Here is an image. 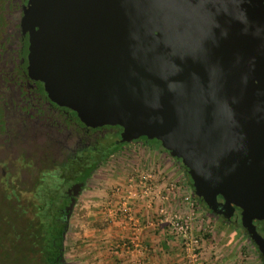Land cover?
<instances>
[{"label":"water","instance_id":"water-1","mask_svg":"<svg viewBox=\"0 0 264 264\" xmlns=\"http://www.w3.org/2000/svg\"><path fill=\"white\" fill-rule=\"evenodd\" d=\"M22 25L53 100L160 140L264 254V0H29Z\"/></svg>","mask_w":264,"mask_h":264},{"label":"flooded vegetation","instance_id":"flooded-vegetation-1","mask_svg":"<svg viewBox=\"0 0 264 264\" xmlns=\"http://www.w3.org/2000/svg\"><path fill=\"white\" fill-rule=\"evenodd\" d=\"M28 1L0 0V193L26 195L23 203L31 211L39 191L58 180L67 209L98 166L125 147L146 142L164 149L146 136L120 140L118 125H86L76 111L51 98L25 65L22 22ZM211 213L228 219L219 210Z\"/></svg>","mask_w":264,"mask_h":264},{"label":"rangeland","instance_id":"rangeland-1","mask_svg":"<svg viewBox=\"0 0 264 264\" xmlns=\"http://www.w3.org/2000/svg\"><path fill=\"white\" fill-rule=\"evenodd\" d=\"M168 157L169 161L166 160ZM171 162H173V165L179 167L178 169L183 171L187 175V169L184 168L181 161L175 159L170 153L166 152L165 150L156 152V149L149 147L146 142H137V144H132L131 146L125 147L124 152L120 151L104 163H101L86 184L85 190L81 193V195H79L77 203L75 204L70 215V219L68 221V229L65 236V245L67 247L65 257L67 259V264L89 263L87 258H85L88 257V255H84V259H82L80 251L77 248V245L80 243V238H78V235H80L81 232H86L87 229L91 227L92 223H95V221H91V219H95V217L91 214L90 211L93 210L94 204L96 205L106 197L103 196V194L108 195L106 199L107 204L106 202H104V204L101 203L100 205V208L104 207L102 209V211H104V217L101 218L102 223L100 224H103L105 226L108 224H114V221L111 220L107 214V208L109 207L108 201L112 198L111 196L113 189H115L117 185L125 183L124 178L126 175L127 177L131 176L137 171L152 172L159 177H164L165 180L173 178L175 179L176 183H181L182 180H179L180 177L174 175V172L172 171L174 170V167L171 166ZM158 163L161 166L158 167ZM173 179L168 181H173ZM51 181L52 180H50L49 182ZM185 191L186 190L184 188H181L183 197L187 195ZM21 196L22 200L26 198V195ZM188 196H190L191 199L193 198L194 200L195 230L203 231L201 234L203 237V241L207 238L218 236L219 234H221V232H223V229L220 227H222L224 223H222L223 220L214 216L210 211H207L203 207L202 203L198 202V200L194 196V189L193 191L189 190ZM34 201L39 202L37 198H35ZM26 209H28V207H26ZM28 214L30 213L28 212ZM230 227L231 225L227 224L226 228L230 229ZM235 230L236 232L233 230V233L235 234L234 237H232V246L236 244V257H239L235 262H231L232 260L228 261L231 262L229 264H264L262 252L259 250L257 244L254 241H251L249 236L246 235L243 227H237ZM75 241H77V244L75 243ZM213 241H215V239H213Z\"/></svg>","mask_w":264,"mask_h":264},{"label":"crops","instance_id":"crops-1","mask_svg":"<svg viewBox=\"0 0 264 264\" xmlns=\"http://www.w3.org/2000/svg\"><path fill=\"white\" fill-rule=\"evenodd\" d=\"M156 152H159V150H156ZM166 160L169 161V157ZM170 164L174 167V170H172L174 175H177V177H180L179 180H182L181 183H177V188L174 191L175 194L169 203L172 210H177L181 206H184V197L181 188H184L186 190L185 193L188 195L189 190L193 191V186L188 175L179 170V167L173 165V162ZM157 166L159 167L161 165L158 163ZM128 178L129 176L127 177L126 175L124 182H126ZM172 179L170 178L168 180ZM173 181H175V179H173ZM103 196L106 197L96 205L94 204L93 210L90 211L95 217V219H91V221H95V223H92L91 227L87 229L86 232H81V234L78 235L80 243L77 245V248L80 251L82 259H84V255H88V257H85L89 261L87 264H134L137 259L141 260V258L143 259V264H186L181 241L171 233L168 223L163 219L161 220L158 215H155L156 210L146 207L144 202L140 203L138 206V208L142 209V214L146 216V224L141 230V238L145 243L151 246V251L146 254L138 251L134 254L124 249L122 242L123 240L125 241L126 238H129L131 227L121 224H108L105 226L100 224L102 223L101 218L104 217V211H102L104 207L100 208V205L101 203L104 204V202H107L106 199L108 195L103 194ZM225 226L227 227V223H223L222 227H220L223 229L221 234L203 241L205 256L210 261V264H229L235 262L239 257H236V244L233 243L234 246H232V237H234L235 234L233 232H236L235 229L237 227H234V229L231 226L230 229H227ZM213 239H215V241H213ZM77 241H75L76 244ZM230 260L232 261L228 262Z\"/></svg>","mask_w":264,"mask_h":264},{"label":"trees","instance_id":"trees-1","mask_svg":"<svg viewBox=\"0 0 264 264\" xmlns=\"http://www.w3.org/2000/svg\"><path fill=\"white\" fill-rule=\"evenodd\" d=\"M147 138V137H146ZM156 141L162 146L160 140ZM163 147V146H162ZM163 149L166 150L164 147ZM181 161L179 157L173 156ZM187 175L193 186V180ZM96 165L93 167L95 168ZM58 180L47 183L38 193L39 202L33 203L28 211L21 195L0 193V264H67L65 257V236L68 229L66 197ZM194 196L203 207L210 211L205 200L194 191ZM29 206V204H28ZM28 212L30 214H28ZM232 227H241L233 218L222 221ZM244 229V228H243ZM264 232V223L259 227ZM246 235L249 233L244 229Z\"/></svg>","mask_w":264,"mask_h":264},{"label":"built area","instance_id":"built-area-1","mask_svg":"<svg viewBox=\"0 0 264 264\" xmlns=\"http://www.w3.org/2000/svg\"><path fill=\"white\" fill-rule=\"evenodd\" d=\"M177 183L166 181L152 172L137 171L128 180L117 185L108 201L107 214L114 224L131 227L129 238L123 240L124 249L136 254L151 251V246L141 238V230L145 223L140 203L156 210L155 215L166 221L171 233L181 241L186 264H210L205 256L202 232L195 231V203L186 195L184 206L172 210L169 203L172 200ZM107 204V202H106ZM121 243V242H120ZM134 264H143V259H137Z\"/></svg>","mask_w":264,"mask_h":264}]
</instances>
